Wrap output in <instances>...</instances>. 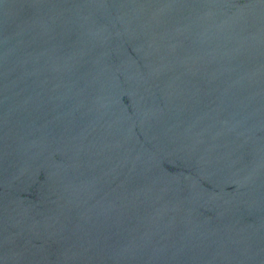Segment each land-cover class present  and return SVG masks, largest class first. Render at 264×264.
<instances>
[{
  "label": "water",
  "instance_id": "water-1",
  "mask_svg": "<svg viewBox=\"0 0 264 264\" xmlns=\"http://www.w3.org/2000/svg\"><path fill=\"white\" fill-rule=\"evenodd\" d=\"M0 264H264V0H0Z\"/></svg>",
  "mask_w": 264,
  "mask_h": 264
}]
</instances>
